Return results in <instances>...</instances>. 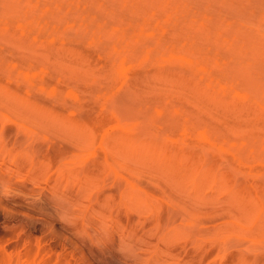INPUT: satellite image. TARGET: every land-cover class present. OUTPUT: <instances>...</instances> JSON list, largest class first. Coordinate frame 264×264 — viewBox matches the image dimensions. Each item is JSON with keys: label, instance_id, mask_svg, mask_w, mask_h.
<instances>
[{"label": "rangeland", "instance_id": "rangeland-1", "mask_svg": "<svg viewBox=\"0 0 264 264\" xmlns=\"http://www.w3.org/2000/svg\"><path fill=\"white\" fill-rule=\"evenodd\" d=\"M0 264H264V0H0Z\"/></svg>", "mask_w": 264, "mask_h": 264}]
</instances>
